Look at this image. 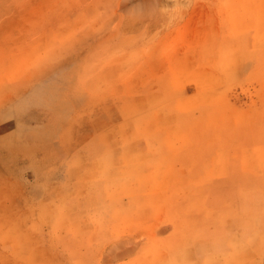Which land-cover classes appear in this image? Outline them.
<instances>
[{
  "label": "rangeland",
  "instance_id": "rangeland-1",
  "mask_svg": "<svg viewBox=\"0 0 264 264\" xmlns=\"http://www.w3.org/2000/svg\"><path fill=\"white\" fill-rule=\"evenodd\" d=\"M259 227L264 0H0V264H264Z\"/></svg>",
  "mask_w": 264,
  "mask_h": 264
},
{
  "label": "crops",
  "instance_id": "crops-1",
  "mask_svg": "<svg viewBox=\"0 0 264 264\" xmlns=\"http://www.w3.org/2000/svg\"><path fill=\"white\" fill-rule=\"evenodd\" d=\"M132 141H134V139H132ZM141 143V145H139V146H137L138 148L139 147H141V146H144L143 145V143L141 142V140H136V142L134 143V144H140ZM135 152H143V150H140V151H135ZM147 180H149V181H147ZM163 180H165V178L164 177H161V178H159L158 176H154V177H142V178H138V179H134L131 183H130V185H132L133 186V189L135 190V191H137L138 193H140V194H142V190H148V188H147V182H154V183H156V185L157 184H160V185H158L157 186V188H159V187H163V184L164 185H167V184H169V180H166V181H163ZM168 182V183H167ZM142 184H144V186H142ZM132 189V190H133ZM134 191V192H135ZM147 195V194H146ZM142 197H144V195L142 196ZM142 197H140V198H142ZM258 231V232H257ZM255 230V229H253V233H256L257 232V236H258V242H259V247L261 246V247H264V228H260L259 227V230ZM247 241V240H246ZM126 244L124 243V246H125ZM126 247V246H125ZM184 247V246H183ZM248 249V248H247ZM247 249H245L243 252H241V253H245L246 251H247ZM184 251H186V250H184ZM239 256H243V254H238Z\"/></svg>",
  "mask_w": 264,
  "mask_h": 264
},
{
  "label": "bare ground",
  "instance_id": "bare-ground-1",
  "mask_svg": "<svg viewBox=\"0 0 264 264\" xmlns=\"http://www.w3.org/2000/svg\"><path fill=\"white\" fill-rule=\"evenodd\" d=\"M101 183H102V182H101ZM100 185H101V184H100ZM99 189H101V188H99ZM101 190H102V189H101ZM259 206H260V205H259ZM262 209H263V208H262ZM260 213H261V212H260ZM260 213H259V214H260ZM229 242H230V241H229ZM237 245H238V244H237ZM180 246H181V245H180ZM180 246H179V248H180ZM192 246H193V245H192ZM192 246H191V247H192ZM193 247H194V246H193ZM207 247H208V246H207ZM207 247H206V248H207ZM235 247H237V246H235ZM181 248H182V247H181ZM189 248H190V247H189ZM234 249H237V248H234ZM212 251H213V250H212ZM174 253H175V252H174ZM206 254H207V253H206ZM178 257H179V256H178ZM192 263H193V262H192Z\"/></svg>",
  "mask_w": 264,
  "mask_h": 264
}]
</instances>
